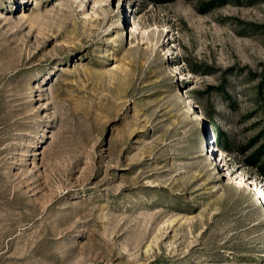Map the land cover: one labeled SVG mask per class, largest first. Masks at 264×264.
Listing matches in <instances>:
<instances>
[{
  "label": "rangeland",
  "instance_id": "1",
  "mask_svg": "<svg viewBox=\"0 0 264 264\" xmlns=\"http://www.w3.org/2000/svg\"><path fill=\"white\" fill-rule=\"evenodd\" d=\"M0 264H264V0H0Z\"/></svg>",
  "mask_w": 264,
  "mask_h": 264
},
{
  "label": "trees",
  "instance_id": "2",
  "mask_svg": "<svg viewBox=\"0 0 264 264\" xmlns=\"http://www.w3.org/2000/svg\"><path fill=\"white\" fill-rule=\"evenodd\" d=\"M159 1H167V0H159ZM216 142H219V141H216ZM222 144V143H221Z\"/></svg>",
  "mask_w": 264,
  "mask_h": 264
}]
</instances>
